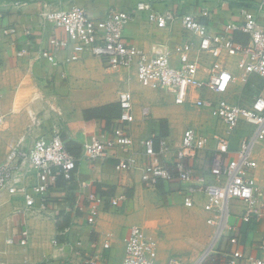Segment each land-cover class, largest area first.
<instances>
[{"label":"crops","instance_id":"crops-1","mask_svg":"<svg viewBox=\"0 0 264 264\" xmlns=\"http://www.w3.org/2000/svg\"><path fill=\"white\" fill-rule=\"evenodd\" d=\"M15 1L4 4L0 13V115L4 116L0 127V164L10 160L18 146L31 148L39 135L55 131L62 135L68 150L80 157L85 142L94 136L110 138L117 125L135 139L138 160L132 168L118 170L116 157L96 161L84 157L78 163L73 179L59 177L50 183L46 209L38 201L32 210H26L25 198L20 192L0 193V264H85L87 257L100 254L102 264H122L125 239L134 225L142 227L149 237L157 240L156 264H166L172 255L191 264L211 246L215 249L204 264H227L225 254L236 249L264 258V248L260 247L264 243V212L245 223L241 219L245 205L233 201L230 223L236 227L215 240L216 226L207 221L212 214L203 208V194H198L197 203L188 207L183 202L185 184L163 179L152 188L145 184L147 158L141 141L153 137L157 149L161 140L168 142L171 150L161 159L172 170L175 151L184 131L190 127L200 135L208 136L210 142L196 157L186 161L197 174L204 175L208 183H218L212 162L217 142L215 135H227V127L209 109L199 107L194 115L192 107L195 105L176 103L173 91L144 86L135 67H108L105 58L93 55L86 47L73 44L59 52L61 63L57 65L39 57L52 35L65 36L42 16L46 4L48 7L78 5L95 16L103 15L111 8L132 10L134 18L127 24L125 36L152 52L154 47L172 50L190 36L180 20L165 27L157 26L149 20V10L136 9L139 2H148L153 10L160 12L172 10L199 15L207 10V14L201 16L202 21L212 32H220L226 23L240 20L242 8L252 7L253 0H61V5L60 0H20L19 4ZM261 18L264 19V14ZM6 28H13L14 32L5 35L3 30ZM21 49L27 50L26 55H18ZM73 53L78 54V59L65 63L64 59ZM191 57L199 61V78H208L213 58L197 51L191 52ZM238 61L237 56L224 59L225 67L236 77L226 93L217 94L207 89L201 92L214 100L246 104L237 101V97L253 74L244 80ZM174 63H180L177 54ZM124 90L133 95V121L123 122L120 116L110 121L91 117L94 108L118 103L119 93ZM145 109L148 114L144 115ZM86 113L91 118L87 119ZM187 117L195 123L187 122ZM253 129L243 122L230 135L232 146H238ZM241 130L243 134L247 131L246 136L236 142V132ZM111 153L126 155L123 151L112 150ZM255 155L258 165L252 175L264 186L262 145L257 146ZM36 181L35 172L28 168L22 184L30 185ZM89 191L104 198L93 224L87 219ZM117 196L126 199L113 206L111 199ZM58 224L65 226L63 231L58 229ZM24 228L29 230L25 245L19 242ZM59 235L63 236V241L56 239ZM233 235L238 237V244L230 241ZM9 238H14L15 243H9ZM54 240L59 245L54 244Z\"/></svg>","mask_w":264,"mask_h":264},{"label":"built area","instance_id":"built-area-1","mask_svg":"<svg viewBox=\"0 0 264 264\" xmlns=\"http://www.w3.org/2000/svg\"><path fill=\"white\" fill-rule=\"evenodd\" d=\"M21 1L16 0L19 4ZM61 5V0L59 1ZM252 7L242 8L238 21L226 23L220 32H212L202 21L201 14L190 12H176L167 10L160 12L153 10L150 3L141 1L137 10H149V20L159 27H165L177 20L190 38L183 43L176 44L172 50L154 47L152 52L132 43L125 36L127 24L134 18L133 11L111 8L103 15L95 16L84 7L72 5L69 7H48L42 12L44 19L61 30L65 36L57 34L49 38L48 46L43 49L39 57L57 65L58 53L67 50L71 45L88 48L95 56L105 58L108 67L136 68L139 81L151 88H166L175 93V101L179 104L187 102L196 107L209 109L211 114L227 127V135L216 136L217 142L213 155V174L218 183H208L204 175L196 173L192 164L186 159L194 158L210 142L208 136H202L195 128H187L183 133L180 146L175 151L174 168H167L162 162V156L171 150L165 140L160 141L157 149L153 137L141 141L143 153L147 158L144 169L146 186H157L160 179L170 183L185 184L182 189L185 206L193 207L197 203V195L203 194L205 201L203 208L212 215L208 223L216 226L215 240L223 237L236 227L230 223L233 213V201L242 202L245 210L241 219L245 223L252 222L264 212V186L252 175L258 162L256 148L264 147V94L256 96L250 104H238L226 99L214 100L203 94L207 89L217 94L228 91L236 77L225 67L226 57H239L238 67L242 70L245 80L250 75H258L264 79V0H253ZM240 31L249 36L246 43L236 41L234 34ZM14 32L13 28L3 30L5 35ZM196 38L197 41L194 39ZM2 39L0 37V50ZM207 54L213 58L209 77L199 78V61L191 57V52ZM27 50L21 49L19 56L26 55ZM178 55L179 65L174 63V55ZM73 53L64 59L65 63L78 59ZM194 93L196 95H194ZM118 101L121 106L120 120L131 122L134 120V99L130 91L119 93ZM148 110H144V115ZM246 122L253 126V132L238 146H232L230 135ZM4 123V116L0 115V127ZM135 139L123 127L115 126L110 138L100 139L96 136L84 143L82 156L72 154L62 135L57 131L51 134L39 135L31 148L18 146L12 158L0 164V193L10 194L20 192L25 198L26 210H32L36 202H40L43 209L49 202L50 183L63 177L71 180L75 176L78 163L86 157L91 161L107 160L116 157L115 166L118 170L132 168L138 160V153L134 150ZM123 151L112 154L111 151ZM32 169L37 181L34 184H22L27 169ZM87 199L90 202L87 215L90 224L95 223L99 205L104 198L89 191ZM126 198L117 196L111 199L113 206H118ZM29 230L24 228L19 242L27 244ZM233 244H238V237H230ZM9 243H15L9 238ZM54 244L59 245L57 240ZM108 246V244H105ZM264 248V243L260 245ZM64 247L61 248L63 250ZM211 246L197 261L191 264H204L207 256L214 251ZM158 256V242L149 237L144 229L134 225L125 239V255L122 264H156ZM227 264H264V258L236 249L225 254ZM102 254L87 257L85 264H102ZM166 264H187L178 256L172 255Z\"/></svg>","mask_w":264,"mask_h":264},{"label":"rangeland","instance_id":"rangeland-1","mask_svg":"<svg viewBox=\"0 0 264 264\" xmlns=\"http://www.w3.org/2000/svg\"><path fill=\"white\" fill-rule=\"evenodd\" d=\"M9 3V0H0V13H2V8L4 6V4ZM259 94H264V82L263 80L257 76V75H252L249 77L247 83L244 85L241 93L238 95L237 97V101L239 102H245L246 104H249V102L252 100L253 97H255L256 95ZM193 114L196 115V110L199 109V107L193 106ZM189 118V117H187ZM187 122L193 124L195 123V121L191 120L190 118L188 120H186ZM242 129V128H241ZM251 130L248 131V133ZM244 131L241 130L236 132L235 135V140L236 142H238L240 139L244 138L246 136V133L243 134Z\"/></svg>","mask_w":264,"mask_h":264},{"label":"trees","instance_id":"trees-1","mask_svg":"<svg viewBox=\"0 0 264 264\" xmlns=\"http://www.w3.org/2000/svg\"><path fill=\"white\" fill-rule=\"evenodd\" d=\"M234 37L236 40L244 41V43H246L245 41L248 40V35L243 33V32H240V31L235 32ZM92 111H93V115L91 117H93V118H105L108 121H110L113 117L121 115V106H120L119 102L118 103H112V104L108 105V107H96ZM91 117L89 115H87V113H86L87 119L91 118ZM157 185H159V183ZM64 228H65V226L63 227L62 224H58V229L60 231H63ZM56 239H58V241L64 240L63 236H61V235H59L58 238H56ZM39 264H42V263H39Z\"/></svg>","mask_w":264,"mask_h":264}]
</instances>
